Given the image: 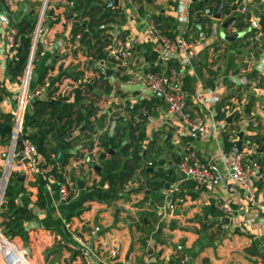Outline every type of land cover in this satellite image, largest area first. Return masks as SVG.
<instances>
[{
  "label": "crops",
  "instance_id": "obj_1",
  "mask_svg": "<svg viewBox=\"0 0 264 264\" xmlns=\"http://www.w3.org/2000/svg\"><path fill=\"white\" fill-rule=\"evenodd\" d=\"M40 1L1 0V11L14 14L24 6L21 17L26 16L31 8L37 12ZM58 1L49 0L45 35L51 43L32 69L38 74L47 70V74L54 77L57 84L55 98H58V92L67 93L76 87L77 79L85 81L98 77L95 67L101 65L85 48L75 49L78 46V37L75 40L72 37V28L78 21L72 11L75 0ZM106 1L99 0L103 6ZM193 1L197 0H118L117 5L110 6L116 8L118 14L105 30L104 39L110 42L106 49L113 40L134 35L137 37L135 66L179 72L189 103L204 117L205 129L199 137L191 134L179 118L166 110L161 96L146 88L140 78L127 75L124 79L115 71L104 76L110 89L105 91V85L95 87L100 90L96 93L100 96H89L95 99L97 108L92 116V128L85 132L74 129L70 134L78 138L69 150L77 151L78 155L70 157L67 167L75 180H83L79 187L67 175L75 185L76 195L66 202L59 201L57 182L45 179L46 207L40 208L34 203L39 176H20L21 183L14 179L9 183L14 202L28 206L36 217L20 220L2 230L23 248L29 246L32 261L37 264H83L80 256L56 240L59 236L65 242L72 241V233L78 232L103 258L107 257L115 264H168L172 257L178 258L180 264H264V210L258 206L264 204V140L257 142L254 139L256 135L264 136V107L261 105L264 41L252 39L251 33H258L256 28L245 32L246 26L251 24V13L259 18L262 26L264 0H251L245 11L240 10L245 0H227L220 18L201 14V30L196 23L194 29L189 25V7ZM217 3L212 1L210 6L215 7ZM154 15L167 18L159 23L167 36L178 43L187 40L188 46L175 50L165 48L150 25ZM230 17L236 20L223 26ZM240 21L244 23L243 27L237 25ZM0 26L1 113L10 111L14 104L20 79L6 71L11 54L5 39L8 25L1 18ZM237 31L239 35L233 40L224 38ZM214 46H218L216 50ZM248 57L252 58V65L242 73L240 66ZM102 65L112 68L110 61ZM78 70L83 74H76ZM144 99L149 105L131 113L133 105ZM236 109L239 112L228 120L229 114ZM126 120L132 121L127 130L123 127ZM140 130L145 133L141 142L147 155L144 164L138 162L133 177L120 191L111 193L106 199L97 198L98 190L108 189L107 174L119 147L110 146L104 150L98 145L97 136L105 134L103 141L110 143L115 135V143L123 145L132 141L131 133L138 135ZM239 130L243 131L240 151H248L249 162L256 163L243 184L234 182L228 171L236 153L233 148ZM3 133L0 131V158L4 157L8 143V136L1 135ZM90 139L93 140L92 148L89 147ZM226 139L232 142L228 148ZM149 142L154 144L147 145ZM171 144L174 147L170 149ZM186 148L196 150L202 161L213 163L226 178V183L219 180L214 189L208 191L185 178L175 162L178 153ZM91 152H95L97 158L81 162L80 158L92 156ZM100 153H106V156L101 158ZM150 156L155 157L152 165L149 164L152 163ZM148 166L153 169L147 171ZM212 170L215 180L217 173L213 167ZM136 174L137 178L134 177ZM28 179H31L29 183ZM176 185L180 188L178 191L174 190ZM221 200L234 208L233 217L228 218L219 210ZM169 202L174 207L166 209L163 215L158 214V206ZM79 208L83 209L76 213ZM177 208L179 213L173 214ZM221 217L229 221H221ZM95 226L97 230H94ZM183 257L185 260L181 262Z\"/></svg>",
  "mask_w": 264,
  "mask_h": 264
},
{
  "label": "built area",
  "instance_id": "obj_2",
  "mask_svg": "<svg viewBox=\"0 0 264 264\" xmlns=\"http://www.w3.org/2000/svg\"><path fill=\"white\" fill-rule=\"evenodd\" d=\"M48 3L49 0L46 3L45 0H41L37 8L27 62L22 75L19 77L20 84L17 97L9 111V125L11 126L9 133L10 139L8 138L9 145L4 157L0 158V167H3L0 177V205L4 202L3 198L7 187L6 184L12 172L34 174L36 176L40 175L46 180L57 182L59 201L66 202L70 197L76 195L75 185L69 178L66 181L59 182L54 174H45V171L39 166L41 162L37 154L36 143L31 138L23 136L26 114L33 108L32 101L39 97L55 99V93L57 91L55 89L57 85L56 80H54L53 76H47L41 82L33 81L30 78L35 61L45 53L48 45L51 43V40L45 35L46 20L49 17L47 12L49 8ZM69 3L72 4L73 2L69 1ZM248 3H251V0H245L240 10L245 11ZM150 25L158 33L159 40L165 48L175 50L179 47L186 48L188 46L187 40H181L178 43L166 34L161 33L160 29L155 26V21L152 18ZM75 37H79V34L75 35ZM5 39L7 50L9 54H12L19 44L17 29L13 26H8ZM38 43L42 44L41 48H38ZM136 43V36L125 35L113 40L108 48H106L113 71L117 75L126 74L128 76L138 77L143 81L146 88L152 92H156V94L160 93L166 110L179 118L191 134L197 131H203L206 127L204 117L195 106L189 103L188 94L184 88L179 72L174 70L155 71L141 66H135L133 58ZM251 65L252 58H246L244 64L240 66V72H246L250 69ZM33 82L34 84L32 85ZM261 91V105L264 107V85L261 86ZM17 140H19L18 143H16ZM18 153L22 155L16 158ZM91 155L80 158L81 162H90L97 158L95 152H91ZM248 155V151H239L235 153L233 159L230 161V175L234 182L240 184L245 183L250 177L252 166H256V163L249 162L251 159H248ZM9 157L10 162L8 163ZM175 166L179 172L182 171L185 173V178L193 180L201 188L208 191L214 189L215 180L212 167L209 163L200 159L196 150L186 148L184 151L179 152ZM6 170L7 176L3 181ZM11 170L13 171L11 172ZM260 177H262L261 174ZM179 189L178 185L174 186V190L178 191ZM258 206L264 210V204ZM173 207L174 204L172 202L162 203L158 206V214L163 215L166 209L169 208L171 210ZM218 208L224 216L228 218L233 217L234 208L228 202L224 200L219 201ZM65 224L67 227L69 226L67 223ZM2 229L3 226L0 217V264H33L32 260L25 253L23 246L7 236ZM97 229L98 227L95 226L94 230ZM72 235L73 240L69 242H65L59 236L56 237V240L60 244H66L72 252H76L80 256L83 264H115L113 260L107 257L103 258L97 250H94L83 234L75 232ZM184 260L185 257L180 261L182 262Z\"/></svg>",
  "mask_w": 264,
  "mask_h": 264
},
{
  "label": "trees",
  "instance_id": "obj_3",
  "mask_svg": "<svg viewBox=\"0 0 264 264\" xmlns=\"http://www.w3.org/2000/svg\"><path fill=\"white\" fill-rule=\"evenodd\" d=\"M219 0H197L193 1L189 7V25L194 29L195 19L198 15H201L205 8L210 6V2ZM61 0L58 1V3ZM39 3V2H38ZM40 4V3H39ZM142 11V8H140ZM72 11L75 13L76 19L78 20L75 26L72 28V37L75 40V35L79 34L78 39H76L78 47H83L86 49L91 58L98 60L99 63L110 61L105 46L110 42L105 41V36L107 33L105 30L110 27V23L115 20V16L118 11L114 7H104L99 0H75L72 7ZM36 10L31 8L26 16H22L19 20L15 21L12 26L17 29V38L19 44L16 46L15 51L10 55L9 60L6 64L7 73L15 78L22 75L25 68L29 47L31 43V33L35 24ZM152 18V17H151ZM155 21V26L160 29L161 33L166 34L165 29L160 28L159 23L165 19V16H156L152 18ZM238 19V18H237ZM236 20V19H235ZM241 21L237 25H241ZM262 26L264 27V18L261 19ZM103 25V26H101ZM262 27V28H263ZM255 33H251L253 35ZM167 35V34H166ZM188 36V31L185 33V37ZM42 44L38 43V48H41ZM75 51V50H74ZM100 65V66H101ZM100 66L95 67L99 75L93 78V87H103L104 90L108 91L110 89L109 83L104 79V72L100 69ZM76 74H83L82 71H75ZM47 74V70L38 74L36 82H41L45 77L50 76ZM124 79L128 78L126 74L121 75ZM79 80V84L72 88L69 92L65 91L58 92V102L50 103L46 98H36L32 101L33 108L28 111L26 115V122L23 126V136L31 138L37 146V154L40 160V168L44 169L45 174H54L57 181L63 182L68 179L69 169L67 165L70 163V157L72 155H78V152H72L69 148L73 147L75 144V139L78 138L76 135L73 137L70 134L74 129L81 130L85 132L86 130L92 128V116L97 112L96 103L94 98H89L90 95L100 96L96 94L93 90H90L84 81ZM57 89V86L55 87ZM2 95L0 94V98ZM71 98V100L69 99ZM87 99L84 101L83 99ZM144 105H149L147 100H141V102H136L130 112H135L138 108ZM0 117L3 120L0 121V126L9 125L10 112H1ZM85 125V126H84ZM34 128L33 131H29L28 128ZM118 130V128H117ZM131 133V132H129ZM1 135H7V140L9 134L3 133ZM90 137L89 134L86 136ZM106 135L97 136L98 145H102L104 150L111 147H117L116 155L118 157H113L112 167L110 172L107 174V179L109 182L107 190H98L96 192L97 198L106 199L110 197L111 193H115L121 190L124 183L133 177L135 169L138 168V162L142 158L143 145L145 133L143 130L138 132V135L130 134L131 142H126L121 145L115 143V135L111 139L110 143H105ZM257 142L264 140L263 135H256L254 138ZM1 140V139H0ZM91 140V139H90ZM59 142H64L65 153L62 160L56 163L53 160V155L59 146ZM154 143L149 142L147 145L152 146ZM226 147H230L232 142L225 140ZM93 146V140H91L90 148ZM113 147V148H114ZM154 163L152 161L151 165ZM73 169V168H72ZM73 171V170H72ZM73 174V173H72ZM12 178L16 180L19 184L20 174L17 172L11 173ZM37 197L34 203L40 207H46V198L44 194V184L46 180L39 175L37 179ZM0 217L1 224L3 227H11L20 220L32 219L36 217L31 209L23 204H16L14 198L11 195V191L6 187L4 193V202L0 205ZM83 208H79L76 213L82 211ZM73 254H77L73 252ZM178 258L172 257L169 259L168 264H180Z\"/></svg>",
  "mask_w": 264,
  "mask_h": 264
},
{
  "label": "water",
  "instance_id": "obj_4",
  "mask_svg": "<svg viewBox=\"0 0 264 264\" xmlns=\"http://www.w3.org/2000/svg\"><path fill=\"white\" fill-rule=\"evenodd\" d=\"M0 1H1V0H0ZM46 1H47V0H45V3H46ZM27 2H29V0H27ZM227 3H228L227 0H219L218 3H217V5H216L215 7L209 6V7H207V8L204 9L203 13H204V14H208V15L210 14V15H211L212 17H214V18H220L221 15H222V12H223V10H224V8H225V6H226ZM117 4H118V0H107V1L105 2L104 6H112V5H117ZM259 8H260V9H263L262 6H260ZM24 10H25V7L22 6V7L20 8V10H18L16 13H14V14H6V13H3V12L1 11V4H0V18L3 19V20L5 21V23H6L8 26H12V24H13L15 21H17V20L20 19V17H21V15L23 14ZM263 10H264V9H263ZM70 15H71V11L68 12V16H70ZM233 20H235V18H233V17L228 18V20H226V21L224 22L223 26H228V25H229V22H231V21L233 22ZM250 20H251V24L246 26L245 32H246V31H251L252 28H256L257 31H258V33L256 32V34H253V35H252V39H253V40H257V41H260V40L264 41V35L262 34L264 31H263L262 26H261L260 23L258 22L259 18L256 17V16H254V14L251 13V14H250ZM200 21H201V15H198L197 18H196V20H195V23H196V27H197L199 30L202 29V27H201V25H200ZM230 24H231V23H230ZM243 26H244V23H241V27H243ZM242 32H244V31H242ZM238 35H239V32L237 31V32H234L232 35H227V36L224 35V38L227 39V40H233V39L236 38ZM193 40H194V39H193ZM194 41H195V40H194ZM217 47H218V46H214V50H216ZM144 53H145V55H146L147 52H144ZM249 56H250V54H249ZM145 59H146V56H145ZM151 65H152V64H151ZM100 69L104 72V75H105V76H109V75L113 74V72H114V71H113V68H110V67H107V66H104V65H101V66H100ZM37 77H38V73L35 72V71L32 72L30 78H31L33 81H36V80H37ZM92 80H93V78H91V79H89V80H85L84 83L88 86V88H89L90 90H93V91H95L96 93H100V90H99L98 88H94V87H93V85H92ZM155 93H156V92H155ZM157 94H158L159 96H161L160 93H157ZM47 100H48V102H50V103L58 102V100H56V99H54V98H48ZM238 112H239V109H236L234 112H232L231 114H229V116H228V120H230V119L234 116V114H237ZM84 126H85V125H84ZM10 130H11V126H10V125H2V126H0V131H2V132L10 133ZM200 134H201V132H199V131L193 133V135L196 136V137H199ZM237 135H238V139H237L236 141H234L235 146H234L233 149H234L236 152H239V151L241 150V148H242L241 145H242V141H243V140H242L243 131H242V130H239V131L237 132ZM18 142H19V140L16 141V143H18ZM173 147H174V144H171L169 148L171 149V148H173ZM112 151H113L112 149H109L108 152H109V153H112ZM64 153H65V144H64V142H59V146H58L57 150L55 151V153H54V155H53V158H54V160H55L56 163H59V162L62 160V157H63ZM21 155H22L21 153H18V154L16 155V158L21 157ZM105 156H106V153H100V154H99V157H101V158H103V157H105ZM161 156H163V155H161ZM146 158H147L146 150H143V152H142V158H141L140 161H139V165L144 164ZM149 159H150V161H152V160L155 159V157H154V156H150ZM9 162H10V157H9ZM210 163H211V162H210ZM211 166L213 167V169L216 170V173H217V174H216V177H215V182L221 180L222 182H225V183H226L227 180H226V178H224V177L222 176L220 170H219L216 166H214L213 163H211ZM94 167H97V166H94ZM97 168H98V167H97ZM152 169H153L152 166H148V167H146V170H147V171L152 170ZM159 169H161V168H159ZM228 171L231 172V168H230V166H228ZM180 173L183 174V175H185V173L182 172V171H180ZM69 177H70L71 180H73V181L75 180V179H74V176H73V174H72V172H69ZM134 177L137 178V174H136ZM82 181H83V180H75L76 184H77L79 187L82 186ZM179 211H180V210L177 208V209H175V210L173 211V214L179 213ZM219 219H220L221 221H223V220H225V221H229V219L226 218V217H221V218H219ZM24 250H25V252H27V254H29V255L31 254V250H30L29 246L24 247Z\"/></svg>",
  "mask_w": 264,
  "mask_h": 264
},
{
  "label": "rangeland",
  "instance_id": "obj_5",
  "mask_svg": "<svg viewBox=\"0 0 264 264\" xmlns=\"http://www.w3.org/2000/svg\"><path fill=\"white\" fill-rule=\"evenodd\" d=\"M26 115H27V114H26ZM25 122H26V119H25ZM131 123H132L131 120H126V122L123 124L124 129L127 130V126H128L129 124H131ZM134 126H136V124H135ZM9 139H10V138H9ZM9 139H8V143H7V149H8V145H9ZM2 169H3V167L1 166V167H0V177H1ZM42 170H44V169H42ZM12 171H13V170H11V172H12ZM17 173L20 174L21 177H22V176H26L27 178H29V177H31V176H32V177L34 176V174L31 175V174H21V173H19V172H17ZM29 175H30V176H29ZM35 176H36V175H35ZM35 176H34V177H35ZM13 179H14V178L11 179V173H10V176L8 177V181H7L8 183H7L6 185L9 186V183L11 184L12 181H13ZM30 180H31V179H28L27 182L29 183ZM3 200H4V198H3ZM0 210H1V208H0ZM11 237H12V236H11ZM15 240H16V239H15ZM16 242H17V241H16ZM26 246H27V245H26ZM23 249H24V248H23ZM24 251H25V250H24ZM27 256L30 258V257H31V254H30V255L28 254ZM32 262H33V264H37V263L34 262V261H32Z\"/></svg>",
  "mask_w": 264,
  "mask_h": 264
},
{
  "label": "bare ground",
  "instance_id": "obj_6",
  "mask_svg": "<svg viewBox=\"0 0 264 264\" xmlns=\"http://www.w3.org/2000/svg\"><path fill=\"white\" fill-rule=\"evenodd\" d=\"M8 163H9V161H8ZM7 176V170H6V172H5V176H4V178H3V181L5 180V177ZM3 183V182H2Z\"/></svg>",
  "mask_w": 264,
  "mask_h": 264
}]
</instances>
